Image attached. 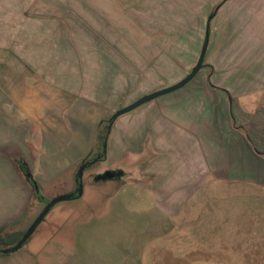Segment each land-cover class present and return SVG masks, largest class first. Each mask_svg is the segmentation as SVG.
Returning <instances> with one entry per match:
<instances>
[{"label":"rangeland","instance_id":"374dc122","mask_svg":"<svg viewBox=\"0 0 264 264\" xmlns=\"http://www.w3.org/2000/svg\"><path fill=\"white\" fill-rule=\"evenodd\" d=\"M65 4L66 12L78 15L79 28L82 20L93 33L100 63L92 65L95 59L85 51L89 49L77 47L85 45L83 31L67 27L65 36L48 49L49 63L39 74L41 86L33 85L47 101H60L63 109L51 115L36 111L32 121L0 123V222L8 232L26 229L46 202L76 187L81 161L102 150L98 135L106 134L119 108L173 85L196 64L197 58L191 63L187 54L169 53L174 42L185 38L176 28H184L187 35L193 23L188 0ZM112 24L122 25L120 34ZM129 24L140 30L130 31ZM125 32L131 36L125 44L128 52L124 50L129 54V79L114 51ZM159 37L162 56L154 50ZM57 55L66 62L56 64ZM58 67H64L63 80L46 79L45 74H55ZM4 68L0 64V71ZM197 80L118 116L105 159L84 171L82 193L57 202L22 247L0 254V264H264V186L249 176L209 172L197 150L192 166L191 158L176 149L169 135L160 134L164 130L155 122L154 105L172 95L186 98ZM97 115L98 127L93 123ZM52 116L60 124L49 135L39 126ZM20 158L39 183V192L17 170ZM107 170L119 174L95 179Z\"/></svg>","mask_w":264,"mask_h":264},{"label":"crops","instance_id":"0c3cea01","mask_svg":"<svg viewBox=\"0 0 264 264\" xmlns=\"http://www.w3.org/2000/svg\"><path fill=\"white\" fill-rule=\"evenodd\" d=\"M187 5L193 23L187 35L184 28H176L177 35L185 38L174 42L169 53L177 57L187 54V61L192 57L190 62L197 58V63L209 31L204 66L191 80L199 78L186 98L172 95L168 102L154 105L155 122L164 130L160 134L167 138L169 135L171 143H177L176 149L191 158L192 166L197 150L209 172L212 169L217 175L249 176L264 186V0H188ZM66 6L65 0H0V54L5 52L0 64L6 67L0 71V123L32 121L36 111H49L51 115L63 109L60 101H47L33 85L41 86L39 74L49 63L48 49L65 36L67 27L83 31L85 45L77 43V47L89 49L85 51L90 60L95 59L92 65H99L93 33L85 29L82 20L86 31L79 28L78 15L66 12ZM129 25L130 31L140 30V26ZM112 26L119 34L123 29L120 24ZM130 38L125 32L114 46L127 79L131 73L125 66L129 63V54L125 53L129 46L125 44ZM159 42L163 43L160 37L155 39L154 50L162 56L164 43L158 47ZM57 57L56 64L66 62L65 57L54 58ZM61 68L64 67H58L55 74L46 73V79L63 80ZM98 115L93 121L97 127ZM53 118L40 121L39 127L47 128L49 135L60 124L57 117ZM93 135L96 139L97 133ZM166 145L164 139L162 147ZM19 168L17 165L20 172Z\"/></svg>","mask_w":264,"mask_h":264},{"label":"water","instance_id":"95a60500","mask_svg":"<svg viewBox=\"0 0 264 264\" xmlns=\"http://www.w3.org/2000/svg\"><path fill=\"white\" fill-rule=\"evenodd\" d=\"M208 40H209V31H207V36H206V40L204 43V46L202 48L200 57L196 63V65H194V67L191 69V71L180 81L174 83L173 85L155 90L153 92H150L148 94L143 95L142 97L138 98L137 100L133 101L132 103L119 108L111 117V122L109 125V130H108V135L109 132L111 130L112 124L115 121L116 118H118V116L130 112L136 108H138L139 106H141L142 104L151 101L153 99L158 98L159 96L165 95L167 93L173 92L175 90H178L182 87H184L186 84H188L197 74L198 72L201 70V68L204 66V57H205V52L208 46ZM108 135L105 138V143H104V151L105 153H107V141H108ZM84 169L85 167L82 166L79 169L78 172V178L80 180L79 183V191L78 193L81 194L82 190H83V175H84ZM116 174L113 171H106L103 174H98L95 179H107V178H112L114 177ZM73 197L72 193H67L65 195H61L58 197L53 198L52 200L48 201L46 203V205L44 206V208L42 209V211L37 215V217L35 218V220L31 223V225L27 228V230L25 231V233L23 234L22 238L13 246L8 247L3 249V251L5 253L10 252V251H15L17 249H19L20 247H22V245L30 238V236L34 233V231L36 230V228L38 227V225L43 221V219L45 218V216L47 215V213L50 211V209L59 201L66 199V198H70Z\"/></svg>","mask_w":264,"mask_h":264},{"label":"trees","instance_id":"16d2710c","mask_svg":"<svg viewBox=\"0 0 264 264\" xmlns=\"http://www.w3.org/2000/svg\"><path fill=\"white\" fill-rule=\"evenodd\" d=\"M110 122H111V118L109 119V124L107 125L106 134L105 135H101V134L98 135L99 139L101 140L102 146H103V142H104L105 137L108 135ZM96 133H97V131H96ZM17 161H18V165H19L20 169L23 171L27 181L32 183V179H34L35 183L38 186H40L39 183L37 182V180L33 177L32 173L29 172L30 169L28 168L29 166L27 165L25 159L20 158ZM72 194L74 197L75 196L74 192H72ZM26 229L14 231V232H8V231H6L5 226H0V254L5 253L3 251V249L15 245L22 238Z\"/></svg>","mask_w":264,"mask_h":264},{"label":"flooded vegetation","instance_id":"af4514ba","mask_svg":"<svg viewBox=\"0 0 264 264\" xmlns=\"http://www.w3.org/2000/svg\"><path fill=\"white\" fill-rule=\"evenodd\" d=\"M106 138V137H105ZM104 143H105V139H104V142H103V146H102V150L101 151H98L97 153H96V155L94 156V157H85L82 161H81V163H80V165H79V168H78V171H77V173H76V176H75V181H76V187L71 191V192H69V193H72V192H74V197H76L77 195H78V191H79V183H80V180H79V178H78V172H79V169L82 167V166H84L85 167V169H84V171L90 166V165H92V164H95L96 162H98V161H101V160H104L105 159V157H106V153H105V151H104ZM22 171V170H21ZM108 171V170H107ZM111 171V170H110ZM113 172H115V174L117 175V174H119V173H117L118 171H115V170H112ZM23 172V171H22ZM99 174H103V173H99ZM98 175V174H97ZM96 175V176H97ZM115 175V176H116ZM114 176V177H115ZM114 177H112V178H114ZM31 185H32V187L34 188V189H36V192H39L40 191V186H38L36 183H35V181H34V179H32V183H30ZM47 203V202H46ZM46 205V204H45ZM44 205V206H45ZM44 208V207H43ZM30 226V225H29ZM27 230V229H26Z\"/></svg>","mask_w":264,"mask_h":264}]
</instances>
